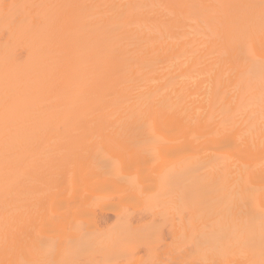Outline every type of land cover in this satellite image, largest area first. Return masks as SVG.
Instances as JSON below:
<instances>
[{
    "label": "bare ground",
    "instance_id": "bare-ground-1",
    "mask_svg": "<svg viewBox=\"0 0 264 264\" xmlns=\"http://www.w3.org/2000/svg\"><path fill=\"white\" fill-rule=\"evenodd\" d=\"M158 216L264 264V0H0V264L148 246Z\"/></svg>",
    "mask_w": 264,
    "mask_h": 264
},
{
    "label": "rangeland",
    "instance_id": "rangeland-1",
    "mask_svg": "<svg viewBox=\"0 0 264 264\" xmlns=\"http://www.w3.org/2000/svg\"><path fill=\"white\" fill-rule=\"evenodd\" d=\"M160 142L164 143L166 142V140L164 141L160 140ZM134 156H140V155L137 154ZM33 162H34V153L33 150L30 149L29 203L31 202L30 204H32V206L30 205L31 225L34 222L35 212L36 213L38 212L39 204L42 202L43 199H47L45 195L42 193L40 187L37 188L38 185H36L37 183H35V180H33L34 179ZM46 194L50 195L52 194V192L49 191ZM34 204L37 206H35ZM113 206L114 204L111 201L101 203L99 206L95 208L93 214L97 218L101 217V219L104 220L106 219L105 221L102 220L103 222L107 221L109 224H111L117 220V216ZM135 207L130 209L131 211L130 216L132 217L131 218L132 221L133 222L135 221L134 223H138L140 222V220L143 219L146 221L147 219L149 221L150 220L152 221V215L145 213L142 209L139 210L138 209L139 206L138 207L135 206ZM33 210H35V212ZM160 218L161 217L158 216L157 220H155L159 226V232L157 231V234L155 235L156 238L153 240V243L151 245L129 246V247H124V249L121 250L98 249L89 252L80 251L77 255L73 256L69 260L67 261L62 260L61 262L55 264H60V263L61 264H202L203 261H205V259L196 258L191 255H188L187 254L188 251L186 252L184 250V247L173 245V238L170 232V224L165 222L164 219L162 218L160 219ZM90 221H93L91 217L89 219V222Z\"/></svg>",
    "mask_w": 264,
    "mask_h": 264
}]
</instances>
